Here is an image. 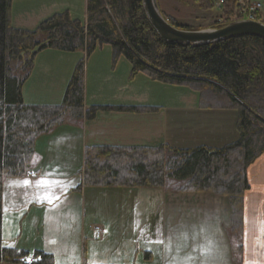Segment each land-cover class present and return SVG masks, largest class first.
Instances as JSON below:
<instances>
[{"label":"crops","instance_id":"0c3cea01","mask_svg":"<svg viewBox=\"0 0 264 264\" xmlns=\"http://www.w3.org/2000/svg\"><path fill=\"white\" fill-rule=\"evenodd\" d=\"M157 1L167 19L194 27L169 14L166 0ZM187 1L172 0L197 11ZM63 12L84 24L86 0H12L10 25L31 32ZM207 14V19L218 15ZM82 59L85 108L142 106L155 111H100L91 121H68L39 136L31 170L2 182V245L49 255L52 264H264V153L246 169L248 189L238 229L226 195L183 190L182 182L167 180L158 189L83 185L86 148L219 149L239 135L234 110L203 108L195 92L143 75L129 80L130 65L123 58L113 64L109 46L88 58L84 51L39 53L23 87L24 103L59 105ZM46 173H55L60 183L37 187ZM25 179L32 180L30 187L19 183ZM94 227L101 229L99 237Z\"/></svg>","mask_w":264,"mask_h":264},{"label":"trees","instance_id":"16d2710c","mask_svg":"<svg viewBox=\"0 0 264 264\" xmlns=\"http://www.w3.org/2000/svg\"><path fill=\"white\" fill-rule=\"evenodd\" d=\"M141 1L86 0L84 24L63 12L30 32L11 27L12 0H0V220L2 182L31 170L39 136L68 121H91L100 111H155L142 106L85 108L84 59L75 65L59 105L24 103L23 87L39 53L84 51L88 58L97 48L109 46L113 64L123 58L130 65L129 80L143 75L195 92L203 108L234 110L239 139L219 149L86 148L83 185L158 189L167 180L182 182L183 190L226 195L238 229L242 195L248 189L246 169L264 153V42L242 37L201 47L167 44L150 26ZM190 1L202 12L218 13L209 19L208 28L233 22L237 0H224L220 10L211 0ZM167 20L178 29L193 30ZM24 257L32 259L29 264H52L51 256L5 247L0 237V264H27Z\"/></svg>","mask_w":264,"mask_h":264},{"label":"water","instance_id":"95a60500","mask_svg":"<svg viewBox=\"0 0 264 264\" xmlns=\"http://www.w3.org/2000/svg\"><path fill=\"white\" fill-rule=\"evenodd\" d=\"M145 16L157 36L167 44L208 46L229 39L254 37L264 42V24L238 20L218 29L182 30L171 26L157 6L156 0H142Z\"/></svg>","mask_w":264,"mask_h":264},{"label":"built area","instance_id":"2783aa9c","mask_svg":"<svg viewBox=\"0 0 264 264\" xmlns=\"http://www.w3.org/2000/svg\"><path fill=\"white\" fill-rule=\"evenodd\" d=\"M211 2L213 3L214 7L218 10H220L224 6V0H211ZM263 11L264 0H237L235 4L233 21L246 20L264 23ZM219 24H221L220 20ZM30 176L31 175H27V177ZM94 233L96 237H99L101 235V231L99 228H95ZM22 261L31 262L32 259L24 257Z\"/></svg>","mask_w":264,"mask_h":264},{"label":"rangeland","instance_id":"374dc122","mask_svg":"<svg viewBox=\"0 0 264 264\" xmlns=\"http://www.w3.org/2000/svg\"><path fill=\"white\" fill-rule=\"evenodd\" d=\"M156 2H157V6H158V1L156 0ZM187 2H190V0H188ZM166 5H167V8L166 7L165 8L168 10L169 14L171 13V15H173L176 19L178 18V20L181 21V23L185 22V23H188V24L194 26L192 28L193 30H204L203 27L209 23V19H207V16H208L207 13L208 12H202L198 8H197V11L196 10L191 11L188 7L186 8V6L185 7L184 6H176L172 2V0H166ZM158 9H159L161 15L165 19H167L165 17V15L163 14V12L160 10L159 6H158ZM203 13H205V14H203ZM212 13L216 14L214 11H212ZM204 16H206V17H204ZM263 18H264V15H263ZM222 25H227V24H222ZM205 29H212V28H205ZM95 228L96 227L93 228V231L95 230ZM100 231H101V229H100ZM23 263H27V262H23ZM27 264H29V263H27Z\"/></svg>","mask_w":264,"mask_h":264},{"label":"snow or ice","instance_id":"6c2138e0","mask_svg":"<svg viewBox=\"0 0 264 264\" xmlns=\"http://www.w3.org/2000/svg\"><path fill=\"white\" fill-rule=\"evenodd\" d=\"M32 175L34 176L35 173H32ZM55 173H46L45 175L41 176L39 178V180L36 181V186L37 187H45V188H48V187H51L55 184H59L60 181L56 180L55 179ZM22 186L24 187H30L32 185V180L30 179H25L21 182H19ZM47 199H52L51 196L47 197ZM55 199H59V197H55Z\"/></svg>","mask_w":264,"mask_h":264}]
</instances>
